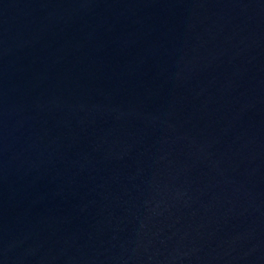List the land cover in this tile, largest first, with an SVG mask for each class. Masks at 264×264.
I'll return each instance as SVG.
<instances>
[{
    "label": "water",
    "instance_id": "1",
    "mask_svg": "<svg viewBox=\"0 0 264 264\" xmlns=\"http://www.w3.org/2000/svg\"><path fill=\"white\" fill-rule=\"evenodd\" d=\"M0 264H264V0H0Z\"/></svg>",
    "mask_w": 264,
    "mask_h": 264
}]
</instances>
